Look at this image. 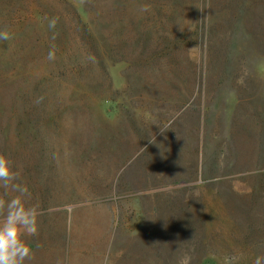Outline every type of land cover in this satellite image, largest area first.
Masks as SVG:
<instances>
[{
  "label": "rangeland",
  "instance_id": "374dc122",
  "mask_svg": "<svg viewBox=\"0 0 264 264\" xmlns=\"http://www.w3.org/2000/svg\"><path fill=\"white\" fill-rule=\"evenodd\" d=\"M6 3L0 154L41 210L28 264L49 263L66 200L91 203L105 181L126 190L115 167L132 155L128 175L150 162L154 208L173 215L152 242H120L132 264H264V0ZM74 12L81 51L49 59L61 35L77 39Z\"/></svg>",
  "mask_w": 264,
  "mask_h": 264
},
{
  "label": "crops",
  "instance_id": "0c3cea01",
  "mask_svg": "<svg viewBox=\"0 0 264 264\" xmlns=\"http://www.w3.org/2000/svg\"><path fill=\"white\" fill-rule=\"evenodd\" d=\"M134 158L115 167L117 173L127 171V176L123 177L126 190L117 189L115 182L105 181L98 185L101 190L91 203L72 205L65 199L64 206L58 210L63 215L64 233L61 237L45 240L49 257L42 258L48 260L47 264H132L135 254L127 248L122 249L120 242L129 241L132 233L138 236V240L152 242L156 232L154 225L164 227L169 224L162 220L173 216L172 209L169 206L154 208L150 162L139 166L138 176L128 175L130 166L127 167L126 163ZM116 161H121L119 155ZM155 219L161 221L155 222ZM78 226L86 232L74 233ZM156 233L162 235L164 229H157ZM123 234L130 235L124 238ZM34 264L46 263L37 259Z\"/></svg>",
  "mask_w": 264,
  "mask_h": 264
},
{
  "label": "clouds",
  "instance_id": "9594fccd",
  "mask_svg": "<svg viewBox=\"0 0 264 264\" xmlns=\"http://www.w3.org/2000/svg\"><path fill=\"white\" fill-rule=\"evenodd\" d=\"M143 5L141 10L148 11ZM10 39L8 30L0 31V40ZM49 53V59H53ZM0 264H28L35 253L26 237L39 234V205L29 204L31 193L26 184L20 182V172L14 162L4 154H0ZM9 193H15L9 197ZM182 264H188L187 260ZM255 264H261L258 258Z\"/></svg>",
  "mask_w": 264,
  "mask_h": 264
},
{
  "label": "trees",
  "instance_id": "16d2710c",
  "mask_svg": "<svg viewBox=\"0 0 264 264\" xmlns=\"http://www.w3.org/2000/svg\"><path fill=\"white\" fill-rule=\"evenodd\" d=\"M6 2H8V0H0V6H6V5H8L9 3H6ZM0 13L2 15L6 16L9 13V11H5V9H2V10H0ZM74 13H75L74 14L75 15L74 17L76 18V25H77V31H78L77 39L74 38V37H72V36L67 37L65 35H61L59 37V41H58L57 45H55L52 48L53 49L52 50V54H53L54 58H56V59L57 58H60L67 50L70 51L71 50L70 49L71 44H73L74 47H76L78 50L81 51L80 46L82 45L81 42H83V40H84V34L86 33L87 27L81 21V19L77 15V13L76 12H74ZM11 14H14V13H11ZM96 54H97V50H93V52H91L90 56L91 57H94ZM73 55H74V53H73ZM73 55H72V58H73ZM80 56H81V53H79L78 56H76V54H75L74 55V59H76V61H79L80 62V60L83 59ZM70 57H71V55H70ZM30 97H29L30 98L29 101H32V96H30ZM33 97H36V95H33ZM32 104L35 106V103H32ZM260 139H261V142H260ZM259 147L264 148V136H261V138H259Z\"/></svg>",
  "mask_w": 264,
  "mask_h": 264
}]
</instances>
